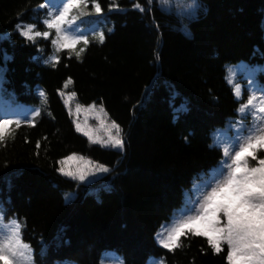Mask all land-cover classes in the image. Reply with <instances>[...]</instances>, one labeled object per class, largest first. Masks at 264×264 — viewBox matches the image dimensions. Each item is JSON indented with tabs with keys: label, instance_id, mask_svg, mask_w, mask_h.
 Here are the masks:
<instances>
[{
	"label": "trees",
	"instance_id": "obj_1",
	"mask_svg": "<svg viewBox=\"0 0 264 264\" xmlns=\"http://www.w3.org/2000/svg\"><path fill=\"white\" fill-rule=\"evenodd\" d=\"M50 2L67 0H0V119L20 121L0 141V240L18 220L30 245L24 264H228L226 244L217 253L190 232L170 251L157 234L224 157L213 134L242 103L227 66L264 65V0H199L194 16L158 0H96L97 15L88 0L62 26L88 40L74 48L52 43ZM60 91L102 104L124 150L77 132ZM73 153L110 172L90 184L62 175L59 162ZM67 191L76 196L67 201Z\"/></svg>",
	"mask_w": 264,
	"mask_h": 264
},
{
	"label": "snow or ice",
	"instance_id": "obj_2",
	"mask_svg": "<svg viewBox=\"0 0 264 264\" xmlns=\"http://www.w3.org/2000/svg\"><path fill=\"white\" fill-rule=\"evenodd\" d=\"M148 2L151 5L152 0H148ZM92 3L95 13L100 15L102 13L101 5L96 0H92ZM87 4L88 0H67L66 3H63V7L51 13L50 19L44 21L46 26L49 29H55L57 34L58 39L53 40V44L59 43L62 48H74L81 39L85 44H88L85 37L70 38L66 34V30L62 28L65 24L73 25L84 14L79 10L86 7ZM137 7L139 8L138 5ZM184 7L198 12L200 9L199 0H192L190 5ZM140 10L146 11L145 9ZM73 12L77 14L73 15ZM33 27L30 25L29 30L23 31L22 35L31 39L30 29ZM35 35L48 37L49 33L47 31L42 34L36 32ZM101 40H103V33H101ZM82 51L83 49L80 50V52ZM80 52L76 53L77 57L80 56ZM5 59L11 58L5 56ZM0 81H2V77H0ZM254 85H256L255 79L248 86L252 89V94L246 104H243L238 110L242 115L257 109L255 92L264 93V85L255 87ZM236 95L239 97V90ZM260 100L261 105L258 111L264 112V97H261ZM180 110L186 111V106L181 105L178 111ZM251 114L255 118L256 112L251 111ZM13 123L19 126L20 121L0 119V141H4L7 128ZM75 128L77 132H83L89 140H93L91 131L81 128L79 123L75 124ZM111 128L115 129V134L111 129L106 128L108 137L99 142L122 149L125 142L120 126L113 121ZM245 131H247V135L244 134ZM232 144L231 151L234 152V155L231 154L228 147L224 148L225 159L216 166L213 170L214 174L204 185L202 200L198 202L199 208L189 209L194 214L188 215L168 233L165 239L159 240L164 249L173 251L180 247L181 237L186 232H191L194 235L206 237L208 245L217 253L221 252L222 245L226 244L228 264H264V117L254 128L245 129L242 125L236 137L233 138ZM37 146L39 147V145ZM258 153H260L259 156ZM72 158L68 157V159ZM250 162L255 163L253 165ZM59 163L63 165L64 160ZM58 171L79 181H85L86 177L92 174L87 169H78L74 173L66 172L61 167ZM96 171L106 173L109 169L104 165H98ZM13 224L14 227L10 234L0 240V261L3 264H24L30 258V245L25 243L21 237L22 229L18 220H13Z\"/></svg>",
	"mask_w": 264,
	"mask_h": 264
},
{
	"label": "rangeland",
	"instance_id": "obj_3",
	"mask_svg": "<svg viewBox=\"0 0 264 264\" xmlns=\"http://www.w3.org/2000/svg\"><path fill=\"white\" fill-rule=\"evenodd\" d=\"M158 2L163 9L173 10L180 15L194 16L197 13L188 7H184L185 5H190L192 3V0H158ZM50 8L53 9L54 13L59 7H55V5L52 4L50 5ZM190 12H192V14H189ZM21 30L22 32L25 30H29V27L26 26L24 28H21ZM30 32L31 35L34 34L33 30L31 29ZM227 71V78L229 83L234 88L235 95L237 90H239L240 92L239 97H237V95L236 97L239 100H242V103L240 105L241 108L243 104H246L247 100L249 99V96L252 94V89L248 87L252 80L255 79L256 81V85H254V87L257 85H264V81L261 80V77L264 74V65L255 66L245 62H240L237 64H229L227 66ZM60 95L64 101V104L72 115L75 124L79 123L81 125V128L91 131L93 135V140H90L91 143H96L105 147L114 148L99 142L107 139L108 131L106 130V128L111 129L112 133L115 134V129L111 128L113 120L110 118L109 114L107 113L102 104L92 103L90 105H83L78 101L76 94L73 95V93L60 92ZM255 95L257 97L256 110H250V112L245 115H242L238 111L237 117L231 119L226 127L216 130L213 134L214 143L220 146L223 151L225 147H228L230 149L231 154L234 155V152L231 151L233 147L232 141L233 138L236 137L238 130L241 128V126L243 125L245 129L254 128L260 123V119L264 117V112L258 111L261 105L260 98L264 97V93L257 91L255 92ZM77 109H79V111H77ZM251 111L256 112L255 118L251 114ZM244 134L247 135V131H245ZM122 136L124 140L125 136L123 131ZM119 150H124V147ZM257 155L259 156L260 153H258ZM70 156L73 158L68 159V157ZM224 159L225 157L223 158V160ZM62 160H64V164H60V168L63 167L66 172L71 171L75 173L78 169H87L89 173H92L91 175H88L86 177L85 181H79L78 179H74L73 177L67 176L81 184H90L96 179H99L102 176L106 175L110 171V168L108 166L95 162L89 157L78 153H73ZM89 162L91 163L89 164ZM250 163L254 165L255 162ZM98 165H104L109 169V171L106 173L96 171V167ZM215 168H213L207 173H202L200 176H198V178H196L191 190L187 192L182 206L177 209L174 214H172L169 221L165 222L160 228L158 233V241L161 239H165L168 233L174 227H176L183 219H186L188 215L194 214L193 212H190L189 209L199 208L198 202L202 200V196L204 194V185L207 183L208 179L214 174L213 170ZM75 196L76 192H65V197H67V201L74 198Z\"/></svg>",
	"mask_w": 264,
	"mask_h": 264
}]
</instances>
